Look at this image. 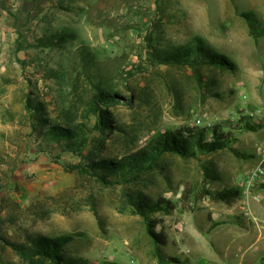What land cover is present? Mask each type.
Returning <instances> with one entry per match:
<instances>
[{
	"label": "rangeland",
	"instance_id": "rangeland-1",
	"mask_svg": "<svg viewBox=\"0 0 264 264\" xmlns=\"http://www.w3.org/2000/svg\"><path fill=\"white\" fill-rule=\"evenodd\" d=\"M262 1L9 0L7 3L0 0L1 4L6 2V6L0 4V15L6 9L12 22L24 21L27 27L30 20L41 21L48 14L53 27H69L77 33L75 41L46 54L49 59L46 70H56L60 77L45 79L43 73L47 71H43L42 65L33 69L26 64L25 68L11 69L14 77L11 82L5 81L11 95L2 102L0 110V234L25 243L33 234L73 233L77 238L68 245L67 255L100 263L159 264L158 248L162 257H166L167 244L154 243L144 217L134 213L130 195L136 198L138 192H143L154 200H173L176 212L153 214L160 220L157 231L171 232L179 221L180 210L192 211V202L203 200L207 192L199 167L201 161L174 157L164 170L151 171L136 183L104 186L95 177L72 169L73 165L90 162L86 151L84 156L63 152L46 143L40 131L33 129L26 111L27 96L36 91L52 103L60 100L67 105L75 82L85 87L83 78L76 75L78 63L74 60L80 61L79 46L88 45L101 66L113 76L119 90L135 95L132 103L109 107L132 139L126 143L121 131L105 135L106 154L123 155L145 144L157 131L192 124L198 115L208 112L215 119V126L235 128L233 134L240 137L235 150L213 157L225 162L222 170L225 179L242 171L232 181L231 187L237 188L240 180L257 165L264 148V127L251 134L254 136L251 141L243 136L244 129L238 128L243 121L225 119L232 108L252 109L240 93L248 85L246 74L253 61H261L258 49L264 46V37L257 32L264 29ZM244 12H250L251 19L244 17ZM197 36L237 63L235 70H217V84L210 88L201 86L190 68L156 61L157 49L189 44ZM17 40L6 38L1 42L14 51ZM54 106L57 104H51V109ZM83 120L92 126L95 117ZM102 136V133L95 135ZM239 152L251 157L245 168L238 170L242 158ZM187 189L191 191L184 199ZM172 250L181 256L176 248ZM235 262L231 260L228 264ZM0 264L28 262L0 238Z\"/></svg>",
	"mask_w": 264,
	"mask_h": 264
},
{
	"label": "trees",
	"instance_id": "trees-1",
	"mask_svg": "<svg viewBox=\"0 0 264 264\" xmlns=\"http://www.w3.org/2000/svg\"><path fill=\"white\" fill-rule=\"evenodd\" d=\"M5 3L0 4L6 6ZM242 15L249 19L252 17L250 12H244ZM76 38L77 33L69 27L51 26L42 36L35 38L34 43L27 45L49 46L55 50L63 48L66 43L73 42ZM24 39L26 38L22 40L18 38L15 51L25 45L27 41ZM77 56L80 57L81 62L74 60L78 63L75 67L76 75L83 78L81 82L85 87H82L80 82V85L75 82L74 97L71 95L67 105L60 100H54L53 103L57 106L51 109L53 103L36 91H31L26 101V111L32 121L33 129L40 131L46 143L60 148L63 152L70 151L80 156H84V152H87L90 162L73 165L72 169H78L95 177L104 186H112L119 183H136L151 171L164 170L169 164V159L174 157L184 161L192 158L201 161L202 155L234 149L232 144L238 139L237 136L230 131L224 132L219 124L210 130L203 126L187 124L163 128L153 134L145 144L123 155L114 156L109 152L106 154L105 135L121 131L125 133L123 136L126 143L132 139L127 137L128 130L119 124L109 107L120 103H132L135 101V95H127L119 90L120 87L113 81V76L101 66L88 45L81 44ZM155 57L159 64L190 68L204 88L217 84L215 73L217 70H235L237 67V63L232 58L214 49L200 36L195 37L189 44L171 49H157ZM59 75L56 70L43 73L45 79L58 78ZM210 93L217 95L211 90ZM91 116L95 117L92 126L83 120ZM80 118L83 119L80 120ZM245 120L242 124H238L239 129L256 130L264 127L263 124L254 122L248 117ZM96 133H102L103 136L96 138ZM90 145L93 148L89 147ZM190 191L187 189L184 192V199ZM241 195L239 190L230 189L215 196L231 202ZM129 202L132 203L134 213H139L144 217L147 232L154 243L156 245L167 244V235L162 231H157L160 220H157L153 214L159 211L174 212L177 206L175 202L165 198L154 200L143 192H138L136 198L130 195ZM0 238L28 264L47 262L51 264H117L92 262L82 257L67 255L68 245L77 238V235L73 233L56 236L33 234L25 243L10 240L2 234ZM158 251L160 259L164 258L161 255V248H158ZM166 260L173 262L176 258L170 256Z\"/></svg>",
	"mask_w": 264,
	"mask_h": 264
},
{
	"label": "crops",
	"instance_id": "crops-1",
	"mask_svg": "<svg viewBox=\"0 0 264 264\" xmlns=\"http://www.w3.org/2000/svg\"><path fill=\"white\" fill-rule=\"evenodd\" d=\"M261 3H264V0ZM257 4H260V1ZM9 15L6 9L0 15V110L2 109V102L5 101L8 95H11V92H7L5 88V81L11 82V77H14L11 69L18 70L23 66L25 68L28 64L27 68L40 69L43 66V71H46V62L49 60L46 54L53 50L49 46L27 45L28 43H34L35 38H39L46 32L47 28L53 26L48 14H45L41 21L28 20L27 27H24L26 23L24 21L12 22V16ZM29 29L31 30L29 31ZM257 34L264 37V33H260V31ZM6 38L8 40L26 38L24 40L27 42L24 43L25 45L22 48L13 51L9 48V44L3 43ZM258 53L261 61L259 62L256 55L258 62L253 61V65L250 66L249 72L246 74L248 85L240 93L243 100H246L252 106V109L264 104L263 45H260ZM30 64L32 67L29 66ZM48 65H50V62ZM18 78L23 77L19 76ZM247 94L248 97H245ZM9 99H12L11 96H9ZM248 110L244 106L232 108L227 112L225 119L231 121V113L237 112L239 116L241 115V118L233 122L243 121L244 118H247L245 114ZM213 120L215 119L213 118ZM220 126L223 131L233 133L237 131L235 128L226 129L222 125ZM208 129L210 130V128ZM259 129L243 130V136L250 137L252 141L254 136L251 134ZM237 138L240 137L237 136ZM234 143L232 144L234 149H225L214 154L202 155V166L199 167L206 180L203 187L207 192L203 200L192 202V211L180 210L179 221L174 225L178 230L174 227L171 232L166 233L165 231L168 240L167 254L162 259L158 258L159 264H228L231 260H235V264H264V180L254 188L253 194L249 197L241 193V197L228 202L215 196L225 190H239L238 187L233 188L231 186L233 179L242 171L239 174L233 173L225 179L222 171L225 162H218L216 158H213L214 155L235 150L236 143ZM239 154L242 158L238 162L240 165L238 170L244 169L247 159L251 157L249 153L239 152ZM247 209H249V212ZM176 211L177 206L174 212ZM211 211L212 214L210 215ZM247 217L249 220L246 219ZM174 248L178 250L181 256L172 253ZM185 248L187 252L184 251ZM170 256L176 258V261L168 262L166 258Z\"/></svg>",
	"mask_w": 264,
	"mask_h": 264
},
{
	"label": "built area",
	"instance_id": "built-area-1",
	"mask_svg": "<svg viewBox=\"0 0 264 264\" xmlns=\"http://www.w3.org/2000/svg\"><path fill=\"white\" fill-rule=\"evenodd\" d=\"M246 117L250 118L254 122L264 125V104L256 107L254 109H249L246 111ZM241 118L237 112L231 113V121H238ZM214 120L210 113L203 112L198 115L192 122L194 125L204 126L206 128H214ZM264 180V148L262 155L258 160V163L253 167L246 175V177L239 182L238 189L244 196H251L253 194L254 188ZM248 211V210H247ZM249 212V211H248Z\"/></svg>",
	"mask_w": 264,
	"mask_h": 264
}]
</instances>
